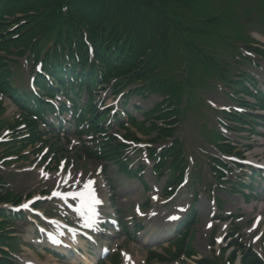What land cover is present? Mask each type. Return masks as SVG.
I'll use <instances>...</instances> for the list:
<instances>
[{"label": "rangeland", "instance_id": "obj_1", "mask_svg": "<svg viewBox=\"0 0 264 264\" xmlns=\"http://www.w3.org/2000/svg\"><path fill=\"white\" fill-rule=\"evenodd\" d=\"M174 1H177V0H151L153 4L152 5L150 4V6L148 7H149V10H152L155 12L159 11V14L154 13L155 16L157 17V22H158V27L154 31L155 33L154 36L161 35L169 39L174 37L171 41H169V44L171 46L170 49L173 51L174 57H176L177 54L182 56L179 58V61L181 63L184 61L183 57H185L186 55L184 50L181 49V47L179 46V43H178L179 41L177 42L178 39L180 38L183 39L182 33L186 32L182 24L186 25L185 27L189 30L191 28H195L197 25L204 22L206 19V12L208 10L207 7L209 6V4L207 0H187L188 2L185 3L184 5L174 3ZM229 1L231 2V4L239 3L237 7L239 10L241 9L240 11L236 10L233 12V14L236 16L235 19H238V20H233L231 22L232 29L229 33L230 39L232 37H235L236 39H238L240 36L242 35L245 36L246 33L256 28L254 24L252 25L253 20H251L250 18L247 19L246 16L249 15L254 10V13H256L257 17L259 16L262 17L264 15V0H229ZM243 7L245 8L248 7V9L245 10L243 9ZM219 8H220V11H224L226 9L222 5ZM190 9L193 10L195 16L188 15V12L190 11ZM227 10L229 11V14H228L229 16L232 10L230 7H228ZM258 25L259 27H262L261 26L262 23H258ZM200 44L203 45V43H200ZM209 53L215 56L217 60L219 61L222 59L221 62L225 64V67L229 69L231 72L233 71L232 63L235 64L237 68L239 67L237 62H235L234 60L231 61V58L227 56V54H225L226 52L225 50L222 49L221 46L215 49V51L211 50ZM244 70L251 71L252 74H258L264 79V62L260 63L258 65V68L256 67L253 68L251 66H248L244 68ZM25 72L28 73L29 69H26ZM202 93H205L204 90L202 91ZM205 96L208 98V101L213 100L215 103H217L218 106H222L225 103L231 102L228 97H225L224 95L221 94V91L220 93H218L217 91H213V92L210 91L208 93H205ZM156 99L160 100L159 97L158 98L156 97L144 98L143 100L141 99V97H139V98H135V101L136 102L142 101L143 105L152 107L155 104ZM3 105L5 107H8L3 117V120H7L8 122L12 121L13 120L12 116L16 114L18 107L14 106L9 100L8 102L5 100V103ZM197 115L198 114L196 112H194L193 110H190L188 118L184 121V124L180 127L179 133L185 142L184 144H186L187 152L189 154L194 153L196 155H198L199 153L201 154L202 153H205V154L216 153L217 154L216 149L210 146L209 144H206V143L198 144V141L195 137H197L202 132L200 130L201 127L198 126V123L200 122L199 121L200 118ZM139 118L142 119L141 116H139ZM211 125H215V122L212 121ZM258 130L261 132V130H264V129L262 127H259ZM8 131H9V128L8 127L5 128L3 135H5V133H8ZM249 134L250 132H246V134H243L244 136H247L246 137L247 141L243 140V143L246 144L247 142H252L253 144H255L256 149H254L252 153H255L256 151L262 152L260 155L264 158V137L263 139L259 141H254L255 137H252L251 135V139H250ZM258 136H264V135L262 134ZM203 137L206 139V135H203ZM235 138L237 137L233 135L232 139H235ZM66 144H65V148L70 146V144L68 145ZM31 150L32 148L29 147L24 152V154L29 153L28 155H31L29 160L27 161L22 160L21 162L12 163L11 169H14V171L11 172L10 174L11 178L8 179L11 189H13L16 193H21L22 196H24V199L27 198V196L30 194L34 195L36 193L41 192V190L46 189V187H49L50 189H54L56 186L54 183L57 182V180H60L61 178H64L65 180L68 178L69 175H72V177H75L73 181L75 184L77 185L81 184L79 176L82 175V171H79V173H76V174H72L70 171L69 172L67 171L66 173L64 172L62 173L59 171L43 173L40 167L38 169L35 168L37 162L39 161L32 162L31 159H33L35 155H32L33 153H31L32 152ZM94 165H95L94 162L89 160V163H85L84 167H89L88 169L90 170L91 168L92 170V167ZM112 168L115 169V166L112 165L108 169L109 171L106 174V177L111 178V179L117 176V174L114 173V170H112ZM91 170L88 174L92 173ZM116 179L117 178H115V180ZM151 179L154 180L148 171L147 181L149 183H152ZM64 180L62 182H64ZM255 183H256V186L260 185V182L258 181H255ZM115 184H116V190L113 193H117L118 196L115 201L117 205L114 208V210L118 211L117 208H120L121 211L123 212L130 210L132 214L133 209H135L136 207L135 204L137 200L146 196L145 188L142 182L139 180L132 179L131 177L129 178V177L124 176V177H119L115 181ZM260 188H262V191H264L262 186H260ZM260 188L258 189L259 191L258 190L255 191L258 197H256L255 195H251L250 196L251 198L249 197L250 200H249L248 205L245 204L244 199L241 196L239 195L231 196L229 193L224 192L216 187H215L214 195H216L217 198L222 197L223 199L226 200V206H225L226 213H235V214L244 213L245 215H248L249 218H251V221H250V225H251V223L253 222L252 218L255 216L257 212H260L261 210L260 207L264 206V192L261 193ZM209 194L211 195V192ZM202 200H205V194L202 196ZM209 200L208 201L205 200L202 203H198L196 207V210L198 209V207H203L205 211L204 214H203L204 211L203 212L200 211L201 212V214L199 215L200 219L198 220V222H196L197 223L196 231H197L198 236L196 239H194V242L196 245L198 257H202V256L206 257V255L210 254V250H211V246L209 245L211 244V240L209 239L210 233L208 231L204 232L202 230V229L205 230V228L208 225L207 224L208 221L211 220L210 205H209L211 200L210 201ZM255 205H256V212H250L248 211V209H246V208H249ZM56 206L61 208V206H59V203H57V205L55 206L52 205V207H56ZM222 207L223 206H221V208ZM45 208H50V207L46 206ZM263 214H264V211H263ZM24 221H27V220H24ZM24 221L16 224V230L19 231V234H21V236L25 235L26 233L27 238L32 237L33 235L27 234V232L23 231V228L25 226ZM244 221L245 222L243 223V219H242L241 221H238L236 223H238L237 224L238 227L240 226V230H241L240 232H242L245 242L250 243L252 240V236L249 238L247 234V230H246L247 227H250V225L244 226V224L248 221L247 217L244 218ZM171 233L173 234V232L171 231L169 232L168 235H171ZM218 233H220L221 235L225 234V232L221 231V228L218 231ZM155 234L159 235L158 233H155ZM244 234H245V237H244ZM21 236H19L20 240H22ZM160 236L152 237L151 239H149L151 243L152 242L153 243L149 245V247H146L144 246L145 243H143V242H146L145 238H141L142 241H140L141 236L139 235H138L139 238H127L126 241H125L126 237L121 235V237L115 238L113 240V244L111 248L114 249L113 251L115 252L117 250L121 252V259L124 260V262L127 260L125 258L127 256H130L131 259H133L134 264H139V263L144 264L145 258L150 248H153L154 250H156L157 247L155 246H158V250H161L162 246L168 247L167 246L168 242H165V243L163 241L158 242L160 239H163ZM22 241H20L22 244L21 247H19L18 251L15 252L17 257L24 258V259L31 258V259H34L35 261L40 260L45 264L62 263V262H57L54 258L50 256L44 255V252H42L41 249H36L33 247L27 249V246L23 245L26 242L23 241L22 243ZM253 243H255V248H257L258 250H261L263 243L262 244L257 243L256 241H254ZM159 245H160V248H159ZM167 255L170 256V254H167ZM71 261H70V264L71 263L74 264ZM178 262L180 264H194L192 263L191 260H187L186 258L184 260L183 256H181L180 259H173V261L168 258L166 260L161 259L160 263H158L157 259L153 260V264H179ZM117 263H118V260L115 259V264ZM104 264H113V263L111 260H107L105 261Z\"/></svg>", "mask_w": 264, "mask_h": 264}, {"label": "trees", "instance_id": "obj_2", "mask_svg": "<svg viewBox=\"0 0 264 264\" xmlns=\"http://www.w3.org/2000/svg\"><path fill=\"white\" fill-rule=\"evenodd\" d=\"M42 1H46V2H48L49 0H42ZM63 1H65V0H61L59 3H62ZM69 1H71V0H69ZM94 1H97V0H83V2H85V4H86V8H88V10H92L93 8H94V6H96V4L95 3H93ZM39 2H40V0H32V5L33 6H37L38 4H39ZM177 2H184L183 0H178V1H176V3ZM72 3V2H71ZM101 3V2H100ZM141 3H142V6L143 7H148V6H150V4L152 3L151 2V0H141ZM73 4V3H72ZM103 4V3H102ZM73 6V5H72ZM145 8V9H148V8ZM100 11V10H99ZM87 21H88V25H90V30H91V34H92V37L91 38H94L95 37V32H96V30H95V28H96V24L95 23H93V22H89V20L87 19ZM112 22L110 21V25H111V28L110 29H113V32L114 33H116V31H117V29L115 28L116 26L115 25H113V24H111ZM197 34V31H194V32H191V31H189L188 32V34H187V36H189L190 38H189V40H193V39H195V35ZM174 38V37H173ZM172 38V39H173ZM74 39V38H73ZM73 39H71V40H73ZM93 40V39H92ZM179 40V39H178ZM177 40V41H178ZM149 41H151V40H149ZM180 45L181 46H186V41L185 40H181L180 42ZM75 45H77V43L75 44ZM142 47L145 49L146 47H147V45L145 44V43H143L142 44ZM78 48H79V51H78V54H82L85 50H87V44H86V42L84 41V43L82 42V44H79V46H78ZM88 51V50H87ZM149 51V50H148ZM145 54H147V52H145ZM51 55H55V54H51ZM150 56V59H152L153 60V58H154V56H153V54L152 55H149ZM54 57H56V56H54Z\"/></svg>", "mask_w": 264, "mask_h": 264}, {"label": "snow or ice", "instance_id": "obj_3", "mask_svg": "<svg viewBox=\"0 0 264 264\" xmlns=\"http://www.w3.org/2000/svg\"><path fill=\"white\" fill-rule=\"evenodd\" d=\"M69 178H71V177H69ZM92 183H94V182L89 181L88 185L86 186L87 191L85 193H81L80 195L82 197L87 196L88 198L95 200V194L91 189Z\"/></svg>", "mask_w": 264, "mask_h": 264}]
</instances>
